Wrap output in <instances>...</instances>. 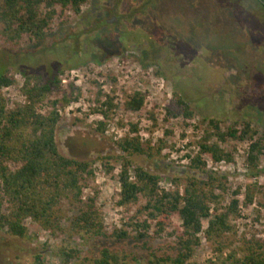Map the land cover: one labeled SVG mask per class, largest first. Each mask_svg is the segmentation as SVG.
Returning <instances> with one entry per match:
<instances>
[{"label":"rangeland","instance_id":"rangeland-1","mask_svg":"<svg viewBox=\"0 0 264 264\" xmlns=\"http://www.w3.org/2000/svg\"><path fill=\"white\" fill-rule=\"evenodd\" d=\"M228 2L232 3L88 0L79 14L56 6L62 14L58 13L42 40L25 37L18 47H0V70H9L14 77L10 86L1 89L8 110L30 103L23 90L26 79L22 71L59 74V92L37 108L47 115L53 109L52 100L64 94L72 97L71 102L56 106L61 117L56 142L64 156L91 162L94 174L84 184L82 201L96 197L108 235L126 228L127 218L136 211V207L118 204L121 162L117 158L122 152L116 141L129 135L139 136L145 147L150 144L158 149L160 145L159 154L155 152L151 158L133 155L131 159L159 175L162 189L183 190L187 176L206 177L189 165L202 138L215 133L210 119L218 121L222 132L229 127L241 130L243 125L236 123L251 122L252 129L263 134L264 22L241 19L232 6H226ZM136 92L145 96V102L139 111H130L125 101ZM175 92L190 102L192 117L184 115ZM99 99H111L115 104L104 134L96 130L98 122L104 120L101 112L95 111L102 109ZM130 125L137 126V133L131 132ZM210 141L232 155L229 162L202 155L206 173L227 177L228 192L220 210L225 211L233 192L239 191L235 196L239 212L230 216L234 232L226 236L227 248L222 254L214 252L206 239L208 223L203 220L192 264L218 262L252 237L264 241L262 194L257 192L253 202L245 204L248 186L256 190L264 186V153L259 174L251 175L247 165L251 139L221 142L213 136ZM60 207L63 230L55 234L30 219L25 222L28 232L24 238L0 230V264H36L37 255H43L46 264H74L75 259L66 261L61 254L68 247L78 250L80 258L100 256L109 249L121 264H149L151 253L166 243L158 236L147 245L135 238L84 237L71 225L82 204L63 200ZM173 222L181 224L177 217Z\"/></svg>","mask_w":264,"mask_h":264},{"label":"trees","instance_id":"trees-1","mask_svg":"<svg viewBox=\"0 0 264 264\" xmlns=\"http://www.w3.org/2000/svg\"><path fill=\"white\" fill-rule=\"evenodd\" d=\"M87 1L3 0L0 5V47H18L25 37L32 41L42 40L51 30L50 25L58 13L62 14L56 6L79 14L81 5ZM231 2L225 3L226 6H232L241 19L249 23L254 18L259 23L260 20L264 22V0ZM22 74L26 79L23 90L30 103L8 110L1 89L10 86L14 77L9 70H0V230L10 236L24 238L28 232L25 222L30 219L53 234L62 231L64 215L60 205L67 200L71 204H82L71 225L76 233L84 237L135 238L143 240L145 245L154 236L165 238L166 243L151 253L149 264H192L190 260L201 242L199 234L203 230V220L208 223L204 231L206 239L213 245L214 252L223 253L227 248L226 236L234 232L230 216L239 212V200L235 197L239 191L233 192L235 196L229 206L221 211L220 206L228 192L227 177L206 173L207 165L202 155L207 154L216 162H229L232 155L210 139L217 136L221 142H227L230 139L249 138L252 140L247 156L249 174H259L260 157L264 153V132L258 135L252 129L251 122L236 123L243 125L241 130L229 127L222 132L218 121L210 119L209 124L215 128V133L202 138L199 152L190 157L189 165L191 170L205 173L206 177L187 176L183 190L179 187L174 190L162 189L159 175L139 164L135 165L131 159L133 155L151 158L155 152L159 154L160 145L158 149L150 144L145 147L139 136L129 135L116 141V146L122 152L117 158L121 162L118 204L130 209L136 207V211L127 218L126 228L114 230L108 235L96 205V197L82 201L84 184L94 174L91 162L64 156L56 142V128L61 120L56 106L60 102H71L72 97L64 94L61 99L52 100L53 109L44 115L37 106L59 92V74L45 76L26 71H22ZM175 96L184 115L192 117L194 109L190 102L176 92ZM144 102L145 96L136 92L125 101V107L130 111H139ZM100 106L102 109L95 111L101 112L104 120L98 122L96 130L104 134L106 120L115 104L108 99L100 102ZM130 127L131 132L137 133L136 125ZM257 192L262 194L264 202V186L257 190L248 186L246 205L253 202ZM175 217L181 221L180 225L173 222ZM61 254L66 261L75 259L74 264H121L116 253L109 249L92 258H80L78 250L69 247L63 249ZM36 264H46L43 255L36 256ZM210 264H264V241L254 237L246 239L224 259L210 261Z\"/></svg>","mask_w":264,"mask_h":264}]
</instances>
